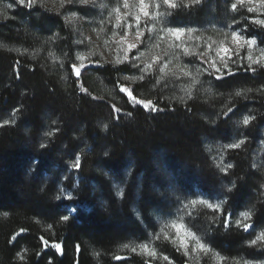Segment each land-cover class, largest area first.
Listing matches in <instances>:
<instances>
[{"label": "trees", "instance_id": "1", "mask_svg": "<svg viewBox=\"0 0 264 264\" xmlns=\"http://www.w3.org/2000/svg\"><path fill=\"white\" fill-rule=\"evenodd\" d=\"M203 15L197 6L177 11L175 18L194 23ZM7 16L0 17V118L9 121L0 125V264H171L124 251L130 242H150L172 263L191 264L175 244L157 235V217L172 213L168 182L181 198L225 193L221 211L197 203L184 219L218 256V264L264 261L262 242L249 246L264 228V148L258 163L253 156L259 140L264 142V69H235V75L222 80L209 71L208 97L182 101L161 86L146 91V83H124L123 68L94 59L85 70L104 81L107 93L101 94L73 74V38L59 13L18 7ZM250 28L264 38V29ZM120 86L163 111L133 107ZM113 106L121 109L119 121ZM229 107L234 110L225 117ZM248 109L255 119L244 127L243 149L228 152L233 167L221 177L228 188L217 190L220 176L212 170L204 140H230L233 119ZM44 132L52 135L41 149ZM77 155L81 205L70 213L55 199L57 170ZM112 180L121 185V197ZM249 207L252 227L245 232L236 221ZM65 214L70 215L67 222L60 220ZM41 237L49 245L61 243L63 255L46 248ZM215 262L203 253L201 264Z\"/></svg>", "mask_w": 264, "mask_h": 264}, {"label": "rangeland", "instance_id": "2", "mask_svg": "<svg viewBox=\"0 0 264 264\" xmlns=\"http://www.w3.org/2000/svg\"><path fill=\"white\" fill-rule=\"evenodd\" d=\"M176 2L181 6L172 10L164 6L161 0H146V9L150 14L149 17L143 16L140 12L141 6L138 0H128L127 8L124 7V0H90L88 4H81L79 0H75V3L72 5L65 4L64 7H61V0H39V3L32 9L42 8L52 13L60 14L73 38V64L78 66L83 62L87 66L88 62L96 59L118 68L121 67L123 70L120 72V79L124 83L138 85L146 83L147 88L143 87V90L146 89V91H150L153 87L161 86L166 88L168 93L172 92L174 98L182 101L190 99L194 95L195 98L208 95L211 93V89L208 80L209 72L197 74V68L203 69L205 67L197 63L196 56H185L182 48L176 47L177 44L183 43L185 47L194 49L197 54L205 52L207 54L205 59L215 60L218 66L222 67L220 64L221 57L227 59V55L220 51V42L223 41L224 46L232 50L231 58L235 61V64L229 61L232 70L247 68L249 64L247 60L248 55H251L253 59H257L264 53L263 36L254 33L250 28L254 26L259 29H264V27L251 22L253 19L264 20V5L258 3L257 0H253L251 3L245 0L243 5L237 4V10L235 11L231 9V4L236 3L237 0H202L200 4L191 6V8L201 6L204 11V15L194 23L184 21L181 18H175L177 11L182 12L188 9L183 7V0H176ZM157 3L160 4V7H156ZM8 5H11V7H8ZM18 7L24 6L17 4L16 0H0V17L8 18L7 15H11L13 11H17ZM117 8L120 10L119 15L121 19L119 22L117 21V12L115 11ZM248 8H252L254 11L248 12ZM160 12H171L172 15L161 17L157 15ZM125 13H129V15L125 16ZM136 15L140 16L138 25L135 20ZM168 27L194 28L196 31L192 34L193 37L200 36L201 39L199 41L195 39L188 40L185 34L181 38V41H177L173 36L163 31ZM138 30H143L144 32V35L141 37V42H137L136 39ZM232 31H237L246 39L255 37L257 44L252 48H248L246 44L240 47L237 42L232 41ZM161 36H163L162 40L160 39ZM122 37L123 39H121ZM133 43L137 44V47L128 52V60L117 64V59H122L125 51L128 49V45ZM240 43L243 42L241 41ZM208 45H212V47L209 48ZM237 49L239 50V56L236 55ZM141 53L143 54L141 55ZM80 56H84L86 59L81 61L79 59ZM133 57L136 59H133ZM155 57H159V60L153 64ZM147 64H153L152 69L141 72L140 68H143ZM185 64L188 65L187 70L192 73L191 76H184L180 72V68ZM133 65H137V67H133ZM165 65L167 67H164ZM161 67H164V72L160 71ZM253 67L260 68L258 65H253ZM58 71L59 75L61 74L60 78H63L64 76L61 70L58 69ZM81 75L90 86L96 88L98 93H107L104 81L99 76L85 69L81 71ZM140 76H143L144 79H139ZM126 77H129V79H126ZM148 80H151V82H148ZM209 89L210 91H208ZM143 90L141 92L145 93ZM108 96L110 100L121 105L119 100L112 97L113 95L109 93ZM204 97L206 98L208 96ZM253 113L254 111L252 109H248L235 116L232 124L234 129L233 136L230 140L224 141L220 138H218L219 141L204 140L212 170L215 175L218 174L220 176L221 184L217 190H220L221 187L225 190L228 188L226 185L222 186L224 181L221 177H223L222 175L224 173L220 171V168L231 163L228 160V152L235 149H229L226 146L230 143L238 142L240 139H245L246 141L247 138L243 131L245 126L242 124V120L245 115L253 116ZM210 119L212 118L210 117ZM216 120V116L213 114V119L210 121L214 123ZM3 122L5 120L0 118V125ZM47 138L48 135L44 132L39 143L46 144ZM263 148L264 142L263 140H259L257 148L253 152L255 163H258ZM239 149L242 150L243 145ZM74 162L75 158L74 160L65 161L64 166L60 170H57L60 177V182L57 186V195L67 196L71 193L74 197L72 201L63 198L59 201L67 205L68 211L70 207L81 205L78 190L80 177L78 170L71 167ZM231 164L233 165V163ZM112 186L117 196L121 197V185L112 180ZM62 189L64 190L63 193L61 192ZM167 189H170L169 194L173 198V202L170 205L172 213L166 217H157V235L165 237V234H167V239H165L175 244L191 264H201L203 253L211 255L217 261L215 263L218 264L219 258L215 253L210 250L207 252L200 250L199 244H203V242L196 233L186 227L184 219L186 211L193 205L191 203L192 200H205L208 203L220 204L221 209L219 211H221L225 202L223 196L225 193L217 191L211 195H207L199 192L194 197H190L189 195V197L181 198L178 193L172 194L174 191L172 190L170 182L167 183ZM195 192H198V190ZM204 205L206 206V204ZM251 211V207L240 211L238 220L241 221V227L245 223L251 225L250 219H245L242 215L244 212L251 213ZM173 225L180 227L177 229ZM262 232H264V228L257 230L255 238ZM145 245L147 246V251L143 247ZM133 248L136 249L135 252L132 251ZM123 249L124 251L134 253L152 261L174 264L169 258L165 260V255L159 254L150 242L126 243ZM149 251H155L156 256L149 255Z\"/></svg>", "mask_w": 264, "mask_h": 264}, {"label": "snow or ice", "instance_id": "3", "mask_svg": "<svg viewBox=\"0 0 264 264\" xmlns=\"http://www.w3.org/2000/svg\"><path fill=\"white\" fill-rule=\"evenodd\" d=\"M79 2L81 4H88L90 2V0H79ZM139 2V5L141 6L140 7V12L143 14V16L145 17H149V12L147 11L146 9V0H138ZM162 4L164 6H167L168 9H172V10H175L177 9L178 7H180L181 5L178 4L176 2V0H161ZM202 2V0H183V7L184 8H189L193 5H198ZM247 2L251 3L253 2V0H247ZM258 3L264 5V0H257ZM16 3L19 4L20 6H24V7H27L29 9H32L35 5H37L39 3V0H16ZM73 3H75V0H61V7H64L65 4L67 5H72ZM245 3V0H237L236 3H233L231 4V9L233 11L237 10V4H241L243 5ZM8 7H11V5H8ZM124 7L127 8L128 7V0H124ZM156 7H160V4L157 3L156 4ZM115 11L117 12V21L119 22V20L121 19L120 15H119V8L115 9ZM254 11V9L252 8H248V12H252ZM73 15H75L73 13ZM125 16L129 15V13H125L124 14ZM157 15L161 16V17H164V16H171L172 13L171 12H160V13H157ZM5 19H7V17H5ZM135 20L137 22V25L139 24L140 22V16L139 15H136L135 16ZM252 23L254 24H257L261 27H264V20L262 19H253L251 20ZM235 23V21H234ZM149 31H151V29H149ZM163 31L167 32L168 34H170L171 36H173L175 38V40L177 41H181V38L186 34L187 35V39L188 40H192V39H195L197 41H199L201 39L200 36H195L193 37V33L196 31V29L194 28H183V27H168L166 29H164ZM125 35H127V33H125ZM144 35V32L143 30H138L137 31V35H136V39H137V42H141V37ZM123 39V37L121 38ZM160 39L162 40L163 39V36L160 37ZM231 39L232 41L234 42H237L239 44L240 47H243L245 44L248 46V48H252L254 45L257 44V39L255 37H252V38H245L243 35H240L237 31H232L231 32ZM243 42V43H240V42ZM220 51L223 52L224 54L227 55V59H224L223 57H221L220 59V64L222 65L221 66H218L217 62L215 60H212V59H205V56L207 55L205 52H201L199 54H197L195 52L194 49H191L190 47H185L183 43H179L176 45L177 48H182L183 50V53L185 56H196L197 59H199L201 61L202 64H207L208 67H205L203 69H200V68H197V74H202V73H207L209 71H211V73H214V79L215 80H222L224 79L225 75H235V72L232 70V68L230 67L229 65V61H231L232 64H235V61L232 60L231 58V49L227 46H224V42L221 41L220 42ZM171 47V45H169ZM137 47V44L133 43V44H129L128 45V49L125 51V55L122 59H117L116 63L117 64H120L122 63L123 61H127L128 60V52H130L132 49H135ZM209 48L212 47V45H208ZM143 53H141L142 55ZM236 55L239 56V50L237 49L236 51ZM79 59L81 61H83L84 59H86V57L84 56H80ZM133 59H136L135 57H133ZM159 60V57H155L153 59V64L156 63V61ZM247 60L249 61V64L247 66V69H245L246 71H251L253 73H255L257 71V69L255 67H253V65H258L260 68H264V62H262V60H264V53L261 54V57L260 58H257V59H253V57L251 55H248L247 56ZM153 64H147L145 65L143 68H140V71L141 72H146V71H150L153 67ZM98 66V65H97ZM87 66L81 62L78 66L76 64H72L71 65V68H72V71H73V74L76 76L77 79H79L80 75H81V71L83 69H85ZM133 67H137V65H133ZM164 67H167V65H165ZM164 67H161L160 68V71L161 72H164ZM188 69V65L185 64L183 67L180 68V72L184 75V76H191L192 73L190 71L187 70ZM173 75H175V73H173ZM126 79H129V77H126ZM134 79V78H133ZM139 79L143 80L144 77L143 76H140ZM177 79H179V77H177ZM195 82V80H194ZM120 92L121 93H124L128 96L129 98V102L132 104L133 107H135L136 105H140L143 107V109L145 111H148V112H152V113H155V112H158V111H163L162 108H157L156 105L154 104V102L152 100H140V99H137L133 94H132V91L129 90L128 88L124 87V86H120L119 88ZM82 91H86L85 89H82ZM210 91V89L208 90ZM248 91H251V89H249ZM235 95L237 97H239L241 95V93L239 91H237L235 93ZM113 112L115 113V119L117 121H119L120 117H121V109L119 108H116L115 106H113ZM233 108L229 107L227 112L224 113L225 117H227L230 113L233 112ZM130 115V113H129ZM255 119L254 116H251V115H245L243 120H242V124L247 127L250 125V123ZM5 124H8L9 121H5L4 122ZM107 128V125H105V129ZM48 136H51L52 133L49 132L47 133ZM245 139H240L238 142H235V143H230L228 144L226 147L229 148V149H239L242 145L245 144ZM40 148L41 149H44L45 148V144L41 143L40 144ZM105 157L108 156V153H105L104 154ZM71 167L73 169H76V170H79L81 168V158L79 155H77L75 157V162L71 165ZM233 167V165L231 163L227 164L226 166L224 167H221L220 168V171L222 173H224L225 175L228 174V170L231 169ZM236 185H235V182H233V185L232 187L234 188ZM63 189L61 190V192L63 193ZM229 192L232 191L231 188L228 189ZM66 199L68 201H72L74 199L73 195L71 193H69L67 196H62V195H57L55 197V199L57 201H60L61 199ZM191 203L193 205L197 204V203H200V204H206L207 208L209 209H212V210H215V211H219L221 209V205L220 204H213V203H208L207 201L205 200H192ZM76 209L75 207H70L69 208V212L72 213V212H75ZM243 217L245 219H251V213L250 212H244L243 214ZM60 220L61 221H64V222H67L70 220V215L68 214H65V215H62L60 217ZM230 220H231V214H229L228 216H225L224 219H223V225L225 227H229L230 226ZM236 225L239 227L241 226V221L240 220H237L236 221ZM174 227H177V229H179L180 226L178 225H173ZM252 226L249 225V224H243L242 225V228L245 232H247ZM24 229H21L20 232H23ZM16 235H20V233H17ZM15 236L13 237V240H15ZM165 238L167 239V234H165ZM41 239L43 240V237H41ZM258 241L262 242L260 244L261 247H264V232H262L260 235H258L255 239L251 240L249 242V246H257L258 244ZM43 243L45 245V247H51L52 249H55L56 253L60 254V255H63V246L61 243H51L49 245V242L47 240H43ZM145 248V250L147 251V246H143ZM199 248L201 251H204V252H207L209 251V249L206 247L205 244H199ZM76 251L79 252L80 251V247L79 245H77L76 247ZM133 252L136 251L135 248L132 249ZM149 255L155 257L156 256V253L155 251H149L148 252ZM117 260H120L122 259L121 257H116ZM165 260H168V257L165 256L164 257ZM244 264H264V261H245Z\"/></svg>", "mask_w": 264, "mask_h": 264}]
</instances>
